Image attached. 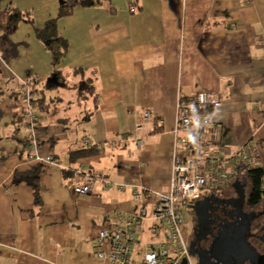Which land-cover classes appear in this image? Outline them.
Wrapping results in <instances>:
<instances>
[{"label":"crops","instance_id":"obj_1","mask_svg":"<svg viewBox=\"0 0 264 264\" xmlns=\"http://www.w3.org/2000/svg\"><path fill=\"white\" fill-rule=\"evenodd\" d=\"M59 4L2 3L0 264H109L97 256L99 231L116 211H135V188L148 194L147 208L168 192L175 157L183 154L173 133L179 102L196 92L221 98L207 111L210 124L197 132L201 153L229 158L248 144L258 156L256 166H264V0H109L59 20L68 50L58 70L72 84L58 87L53 97L42 95L54 112L31 110L40 155L52 158L41 175L42 205L35 207L27 184L14 181L17 171L33 166L25 163L31 132L16 100L22 96L27 110V80L45 82L54 68L33 26L21 23L8 33L6 10L31 13L41 29L57 18ZM147 111L153 119L137 129ZM135 137L144 138L141 148L132 143ZM89 147L103 152L71 160L73 152ZM85 173L96 180L90 195L75 192ZM146 227L152 242L142 248L143 257L165 237Z\"/></svg>","mask_w":264,"mask_h":264},{"label":"built area","instance_id":"obj_2","mask_svg":"<svg viewBox=\"0 0 264 264\" xmlns=\"http://www.w3.org/2000/svg\"><path fill=\"white\" fill-rule=\"evenodd\" d=\"M134 11V9H132ZM264 43V36L261 37ZM25 101L30 109L29 90H26ZM221 98L214 92L200 91L179 102L177 126L173 133L176 147L183 151L174 161L173 175L168 192L160 194L153 204V214L148 217L146 206L148 194L143 188H135L132 200L135 211H116L113 222L107 228L99 231L96 239L98 258L109 264H133L135 247L150 222V231L153 236L164 233L166 241L157 245H149L141 264H198L193 260L190 250V239L185 229L183 212L203 196H211L224 192L235 182L237 169L248 165L255 167L258 156L248 147L243 146L229 158L208 157L201 153V144L197 136L198 130L210 124L208 110L219 106ZM153 114L147 111L143 121L137 129H141L145 121H151ZM30 136L24 147L25 163H48L52 158H43L40 155V146L36 136L37 117L28 114ZM181 131L193 132L194 138L188 139L180 135ZM132 143L141 148L144 145L143 137H135ZM96 180L90 173H85L83 181L75 187L80 195H90L94 192ZM114 184L108 182V189ZM119 186V185H118ZM123 188V185H120Z\"/></svg>","mask_w":264,"mask_h":264},{"label":"trees","instance_id":"obj_3","mask_svg":"<svg viewBox=\"0 0 264 264\" xmlns=\"http://www.w3.org/2000/svg\"><path fill=\"white\" fill-rule=\"evenodd\" d=\"M3 1L4 0H0V13L2 10L1 8ZM108 1L109 0H60L57 18L47 21L44 27L41 29L36 28L35 21L31 13L23 12L20 9L10 6L6 10V14L8 15V33L10 35L14 34L18 25L21 23H26L33 26L37 39L44 44L46 50L51 54L52 57L54 72L50 78L53 76L57 77L61 83V87H71L72 83L66 79L67 76L58 70V66L61 64V61L65 57L68 50V42L60 33L59 20L71 16L78 7L92 8L95 6H102ZM135 6L137 7V4L132 3L131 9L135 10ZM78 72L83 73L82 70H77L73 73ZM48 86V80L40 83H38L34 78H29L27 80L25 87L29 90L31 108L26 110L25 105L22 104L21 106L22 113L26 115L27 120L28 114L33 108H39L46 114L54 112V110H51L53 104H48L46 99L42 96L45 94V89H52ZM88 91L89 93H92L93 88L89 87ZM3 95V92L0 91V102L3 99ZM16 96L18 95L15 94L13 97L15 98ZM16 102L19 105L21 104L19 98L16 100ZM31 113L33 112L31 111ZM1 117L2 111L0 110V118ZM102 152L103 150H100L97 147H89L85 150L73 152L71 155V160L78 161L81 159L96 157L102 154ZM4 160L5 158L0 159V162H3ZM43 167V163H35L28 169L24 171H17L14 174L15 182L25 183L31 189L34 197V205L37 208L42 205L41 175L43 172ZM241 176H246L250 183V195L248 197L247 206L251 209H256L261 206L264 200V166H241L239 169H237L236 175L234 176L235 180ZM191 214L194 215L193 211H191Z\"/></svg>","mask_w":264,"mask_h":264},{"label":"water","instance_id":"obj_4","mask_svg":"<svg viewBox=\"0 0 264 264\" xmlns=\"http://www.w3.org/2000/svg\"><path fill=\"white\" fill-rule=\"evenodd\" d=\"M48 85L49 88L61 87V83L55 76L48 79ZM248 185L247 179L237 178L233 183L237 199L222 201L213 194L190 206L197 222V226L194 228L196 234L191 240L190 250L192 256L197 258L198 264H264V254L259 253L248 240L251 235L252 223L264 216V210L249 214L244 212L245 189ZM221 202L233 207V222L229 223V228L220 231L214 237L209 251L199 250L197 244L210 234L209 213L215 210L216 204ZM185 263L186 261L182 264Z\"/></svg>","mask_w":264,"mask_h":264},{"label":"flooded vegetation","instance_id":"obj_5","mask_svg":"<svg viewBox=\"0 0 264 264\" xmlns=\"http://www.w3.org/2000/svg\"><path fill=\"white\" fill-rule=\"evenodd\" d=\"M239 179H241V180L247 179V181H249L246 176H241V177H239ZM245 193H246V203H245L244 212L247 214H249L251 212H259V211L262 212L264 210V200H263V203L261 204V206H259L256 209H251L247 206L248 197L250 195L249 194L250 193V183L246 187ZM214 195L222 201H226V200H230V199L231 200L237 199L236 192H234L231 195L224 194L223 192L215 193ZM206 197L207 196H203L198 201H201ZM214 208H215V210H213L209 213L210 214V222H211L210 234H208L205 239H203L201 242H199L197 244V248L199 250L209 251L214 237H216L220 231H224L225 229L229 228L228 227L229 223L233 222L234 209L232 206L230 207L226 203L221 202V203L216 204L214 206ZM261 208H263V210H261ZM196 226H197V222H196V219L194 218V228ZM231 229H232V227H231ZM195 234L196 233L193 232L192 240H193ZM248 240L251 243V245L257 249V251L259 253L264 254V216L260 217L258 220H255L252 223L251 235H250ZM246 264H248V263H246Z\"/></svg>","mask_w":264,"mask_h":264},{"label":"rangeland","instance_id":"obj_6","mask_svg":"<svg viewBox=\"0 0 264 264\" xmlns=\"http://www.w3.org/2000/svg\"><path fill=\"white\" fill-rule=\"evenodd\" d=\"M58 90H62V89H58V87L55 89H53V88L52 89H45L48 97H53L55 95L54 92H56ZM19 97H20L21 103L23 105H25V102L22 99V96H19ZM22 131L26 132L25 127L22 128ZM233 190H234V188H233V185L231 184L223 193L227 194V195H231L235 192V190L234 191ZM153 204H151L148 207V211H149L148 217H151L153 214ZM261 210H263V208H261ZM183 217H184V221H185V229L187 230V234H188L189 238L191 239L193 237V232H194V215H192L190 211L186 210L183 212ZM149 224H150V222H148L146 225L149 226ZM148 228L149 227L145 228V232L142 234V240L138 243V245L135 249L136 253H135V256L133 259V264H141L142 263V258H143L142 248H144L147 244L152 242V238L149 234ZM162 239H163V241H166V236L165 237L163 236ZM193 260L196 263L198 261L197 258H194Z\"/></svg>","mask_w":264,"mask_h":264}]
</instances>
